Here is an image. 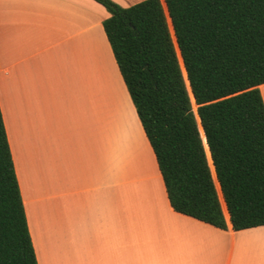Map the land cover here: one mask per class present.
I'll use <instances>...</instances> for the list:
<instances>
[{
    "label": "crops",
    "instance_id": "0c3cea01",
    "mask_svg": "<svg viewBox=\"0 0 264 264\" xmlns=\"http://www.w3.org/2000/svg\"><path fill=\"white\" fill-rule=\"evenodd\" d=\"M109 17L95 0H0V109L38 264H264V226L171 207Z\"/></svg>",
    "mask_w": 264,
    "mask_h": 264
},
{
    "label": "trees",
    "instance_id": "16d2710c",
    "mask_svg": "<svg viewBox=\"0 0 264 264\" xmlns=\"http://www.w3.org/2000/svg\"><path fill=\"white\" fill-rule=\"evenodd\" d=\"M171 207L264 226V0H95ZM0 264H38L0 109Z\"/></svg>",
    "mask_w": 264,
    "mask_h": 264
},
{
    "label": "rangeland",
    "instance_id": "374dc122",
    "mask_svg": "<svg viewBox=\"0 0 264 264\" xmlns=\"http://www.w3.org/2000/svg\"><path fill=\"white\" fill-rule=\"evenodd\" d=\"M114 94L116 95V93L114 92ZM114 106H115V108L117 107H119V104H118V102L116 101V96L114 97ZM120 108V107H119ZM226 262H227V259L226 260H223V261H221V262H218V264H226ZM232 264H237V254L235 255V257H233V260H232Z\"/></svg>",
    "mask_w": 264,
    "mask_h": 264
}]
</instances>
